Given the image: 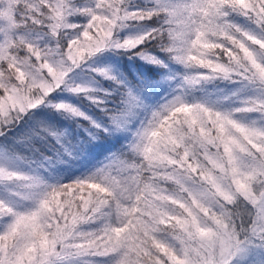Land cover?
Returning <instances> with one entry per match:
<instances>
[{
	"label": "snow or ice",
	"instance_id": "1",
	"mask_svg": "<svg viewBox=\"0 0 264 264\" xmlns=\"http://www.w3.org/2000/svg\"><path fill=\"white\" fill-rule=\"evenodd\" d=\"M233 13L246 17L259 38L232 23ZM77 14L87 17L82 26L70 20ZM153 16L162 17L158 27L118 38L128 22ZM29 26L51 38L75 35L63 47L41 49L19 34ZM146 43L195 70L183 77L184 87L225 80L245 82L260 94L231 112L178 96L147 124L133 128L142 101L131 88L120 89L110 108L105 90L67 79L106 48L161 64L145 50ZM93 71L115 80L107 69ZM61 88L84 95L99 109L98 118L70 103L51 104L74 119L78 134L61 139L39 128L21 132L16 144L30 148L34 138L47 133L53 141L41 155L49 166L124 132L130 134L126 151L109 160L98 179L45 185L31 209L14 210L0 201V264H94L95 257L110 264H249L253 250L264 252V126L235 118L256 113L264 119V0H170L136 11L124 0H94L91 7L76 0H0V137L31 118L32 110L50 104V94ZM0 182L41 186L37 177L3 166ZM110 201L115 222L105 211ZM168 205L180 214L168 213ZM101 220L100 227L84 229Z\"/></svg>",
	"mask_w": 264,
	"mask_h": 264
},
{
	"label": "rangeland",
	"instance_id": "2",
	"mask_svg": "<svg viewBox=\"0 0 264 264\" xmlns=\"http://www.w3.org/2000/svg\"><path fill=\"white\" fill-rule=\"evenodd\" d=\"M143 3H133V4H127L126 6L129 8V10L136 11L137 9L141 10H147V9H153L155 7L163 6L170 2V0H142ZM76 3L79 6L82 7H91L94 5V0H76ZM71 22L82 26L87 22V17L77 14L70 18ZM238 26L241 27L242 30H247L250 32H253L257 34V37L259 38V32L255 29H251L249 27H244L242 24H237L235 21L232 22ZM26 28H22L19 31V34L23 36L26 40L36 44L41 49L44 48H57V46L63 47L66 45L67 39L71 38L75 35L74 32H69L68 34L64 36H60L57 38H51L49 36H46L45 38L41 35H38L35 31H29L25 30ZM144 29H142L140 26L132 23L131 21L127 23V26L124 28H121L117 36L120 39H123L125 37H136L138 35L144 34ZM254 47V46H253ZM255 48V47H254ZM59 50V48L57 49ZM114 49L106 48L102 50L99 53L94 54L92 57H90L86 62H84L80 67L73 69L69 74L67 79L69 82L73 85L78 84L82 87L99 91L101 90L100 84L95 80L94 77H92L91 74L98 75L96 72L93 71V69L97 68H104L107 69L112 76H114L119 82L123 84L125 82L122 78L121 73L117 70V57L114 52ZM150 53V52H149ZM152 55H155L151 53ZM24 55V54H21ZM258 58L259 52H257ZM162 63L161 64H152L145 62L144 60L140 59L139 56L138 60L139 63L143 62L147 65H150L152 67H159L162 66V71H160V75L152 81H146L144 86L132 88L127 86V88H131L135 93H137L140 96V99L142 101L141 107L137 110V116L136 120L134 121L133 128L139 127L141 125V122L143 124H147V122L152 118V114L154 112L160 111L166 104H169L172 102L176 97H180V99L188 104L192 103H200L205 106L211 107L213 109L222 111V112H231L234 108L241 106V101L250 97V96H256L259 95V90L256 89L253 86H249L246 84V86H242L241 88H247L243 95H240V99L237 102H234L236 104L231 105H223V103H219L218 96L219 92H214V87H211L210 82H202L199 85L195 87H184L183 86V77L195 71L194 69H188L185 68V66L173 59L170 58V55L167 53V56L162 55H155ZM31 62V60H30ZM126 65L129 67V69L133 72L134 76L138 77V72L143 73V68L140 64H136L137 70L134 68L133 62L130 59H126ZM100 76V75H99ZM235 84H239V82H235ZM205 86V87H203ZM211 87L209 90L208 87ZM240 87V86H239ZM207 89V91H206ZM210 94L212 97V104H209L206 101V94ZM203 94V98H201V95ZM81 98L86 99L84 95L81 94ZM51 102L50 104H45V107H41L38 109L36 113L31 112V118L26 117L25 120L21 121L19 125L16 126V128L12 129L6 136L0 137V166L7 167L9 170H14L26 175L34 176L39 179L41 182V186L38 188H32V189H26L24 187H13L14 193L12 196V203L14 205L17 204L16 201H21L23 205L25 206V209L22 211L28 210L32 208L35 204L36 199L39 197L40 194L44 191V186H54L59 185V183L66 181V180H75V179H81V178H94L98 179L101 170L108 164L109 160H111L115 156H120L122 153H125L126 146L130 139V134L127 132L116 134L120 136L121 143L117 146H115V149H107L104 145L102 149H105L104 153H99L98 147L96 146L94 142V146L92 145H86L84 151L76 155L71 161L72 164L66 165L62 167V169H59V165H51L49 166L47 163H44L42 161V166H38L40 163H37L36 157L34 155L33 148H29V151H27V154H29L30 158L29 161H31V164H38L36 166H33L31 169H28V166L30 164L26 165V162L22 160V158L18 155V153L13 154V151H19L20 153H23L22 151H26L25 147H22L19 144H16L14 142V138L19 136L21 132H30L34 129V127L43 128L50 132L51 126L53 123H60L63 120V115L66 118H72L71 116L58 112L55 109L51 107V104L55 103H70L75 107L80 108L82 111L86 112L88 115L92 116L86 107L81 106L76 102L75 100H79L81 98L75 97L73 93H70L66 91L65 89H57L53 93L50 94ZM204 99V100H202ZM88 100V99H86ZM89 101V100H88ZM217 103H216V102ZM205 102V103H203ZM55 110V113H50L47 109V106ZM39 113V115L37 114ZM247 116L245 113H242V115L235 114V118L239 120L241 123L245 125H252L247 121ZM93 117V116H92ZM95 118V117H93ZM65 121V120H64ZM63 122V121H62ZM63 125V124H62ZM264 126V125H262ZM69 127V126H68ZM261 127V125L257 126ZM63 128L67 130V127ZM75 134H78V129L76 128V124L74 127ZM69 131V129H68ZM46 134L47 133H43ZM42 134V137H36L33 141L37 143H42L44 140L43 137L45 135ZM96 154H99L97 158H94ZM17 155V156H16ZM128 157L131 158V154H128ZM44 165V166H43ZM53 173H56L53 176ZM118 179L123 182V177H118ZM21 190L23 193L31 191L30 192V198H32L31 201L26 199H20L17 197V191ZM7 196V195H6ZM29 198V199H30ZM121 203H127L128 201L121 198ZM112 203L111 208H106L105 211L109 212V216L107 219L111 222H115L116 215H115V205L114 202ZM103 223V220L100 221V226ZM84 229L88 230L87 226L84 225ZM161 235V234H160ZM162 239H168L165 235H161ZM258 254H264V252H260L258 250H253L249 257V262H251L250 258L255 259L258 257ZM94 264H110L108 258H103L101 260H96ZM257 264V262L255 263ZM264 264V261L263 263Z\"/></svg>",
	"mask_w": 264,
	"mask_h": 264
},
{
	"label": "trees",
	"instance_id": "3",
	"mask_svg": "<svg viewBox=\"0 0 264 264\" xmlns=\"http://www.w3.org/2000/svg\"><path fill=\"white\" fill-rule=\"evenodd\" d=\"M143 3L142 0H124V4H133V3ZM137 10H141V9H137ZM162 17H158V16H153L151 19H146V20H142V21H131L132 23L134 22L135 24H137L138 26H140L142 29H144V33L149 32L152 28L158 27L159 26V22L160 19ZM230 21L231 22H236L237 24H242L244 25V27H249L251 29H255L258 32V29H256V27L254 25H252L246 17L240 16L239 14L233 13L230 16ZM25 30H29V31H35L38 35H41L42 37H46L47 35L44 34V31L41 30L38 27H27ZM145 50L153 53L155 55H162V56H167L166 52L160 51L157 47H155L154 45L149 47L148 43L145 44ZM255 48H258V46H254ZM117 57V70L119 71V73H121L122 78L125 82H123V84L121 82H119L116 78L115 80H107L104 79L103 77L99 76V75H95V74H91L92 77L95 78V80L100 84L101 86V90H105L108 94H110L108 97H106L107 102H108V106L111 108L114 105L112 104V100L113 99H118L119 98V91L120 89H123L127 86L132 87V88H136V87H140V86H144V84L146 83V81H152L155 80L160 74V71H162V66L159 67H152L150 65H147L143 62L139 63L138 57L136 55H134L133 53L126 51V50H115L114 51ZM21 54H24L23 52H21ZM169 57V56H167ZM261 58V57H260ZM126 59H130L133 62L134 68L137 70L136 64H140L141 67L143 68V73L138 72V77L134 76L133 72L129 69V67L126 65ZM211 84V87H214V92H219V94H217L218 96V100L219 103H223V105H231L234 102L239 101L240 99V95H243V93L245 92V90L247 88H241L242 86H246L247 83L245 82H239V84H235V82H230V81H225V80H213V81H208L207 83ZM240 86V87H239ZM252 86L248 84V87ZM205 87V86H203ZM210 86L207 88L208 90L211 88ZM255 87V86H253ZM206 89V91H207ZM95 94V92L93 93ZM206 94V93H205ZM75 97L77 98H81V94H74ZM206 101L209 104H212V97L210 96V94H206ZM201 98H203V94L201 95ZM204 100V99H202ZM76 102H78V104H80L81 106L86 107V109L88 110V112L95 118H98L99 115V109H97L93 104L90 103V101L86 100V99H79V100H75ZM216 102V101H215ZM205 103V102H203ZM217 103V102H216ZM236 104V103H234ZM47 106V105H46ZM41 107H45V105H41L39 106L37 109H35L33 112H37L39 111L38 109H40ZM47 109L50 113H55V110H53L52 108L47 106ZM32 112V113H33ZM247 116V121H249L250 124H254L255 126H259V125H264V119H261L259 117L258 114L256 113H245ZM238 115H242V113H238ZM63 117V122L61 121L59 124L58 123H53V125L51 126L50 132H55L57 133L61 139H64L66 137H68L70 134H75V121L73 118H66L64 115ZM65 120V121H64ZM63 124V125H62ZM64 127H67L69 129L65 130ZM69 126V127H68ZM34 129H38V127H34ZM49 132V131H47ZM45 135L44 140L42 141V143H37L35 141H32V147L34 150V155L36 157L37 163L39 162L40 164L38 165L36 164H31V161H29V154H27V151H29V148H26V151H22L23 153H20L19 151H13V154L18 153L20 155L22 160L26 162L27 164H30V166H28V169H31L33 166H42V155L43 154H47V149L50 148L51 146V142L53 141V137L43 134ZM121 143V138L118 135H109L106 138H101L95 141L96 146L98 147V152L99 153H104L105 149H102V147L105 145L107 149H115V146L119 145ZM86 147V146H85ZM99 154H96L94 158H97ZM17 156V155H16ZM76 155H73L71 158L67 159L64 163L62 164H56L55 166L59 165V169H62L63 165H70L72 164V159L75 157ZM44 166V165H43ZM56 173H53V176ZM71 182V180H66L63 181L59 184H65V183H69ZM56 185V184H55ZM13 187H20L19 185H12V184H6L3 182H0V201L5 202L6 204H8V206L14 208V210H18V211H22L23 209H25V206L23 205V203L21 201H16L17 204L14 205L12 203V196H13V191L14 189L11 190V188ZM30 192H24L21 190H18L16 193L18 194V196H20V199H26L31 201L32 198H24L25 195H28L30 197ZM7 195V196H6ZM31 209V208H30ZM2 223H0V227H2ZM88 230H94L98 227H100V221H96L90 224L86 225ZM161 235H164L163 233ZM92 259L94 262L96 260H101L103 258L101 257H95V258H90ZM251 262H249V264H255L257 262V264H262L264 261V254L259 255L258 257H256L255 259L250 258Z\"/></svg>",
	"mask_w": 264,
	"mask_h": 264
},
{
	"label": "clouds",
	"instance_id": "4",
	"mask_svg": "<svg viewBox=\"0 0 264 264\" xmlns=\"http://www.w3.org/2000/svg\"><path fill=\"white\" fill-rule=\"evenodd\" d=\"M166 211L168 213H171L173 216L180 214V210L179 209L173 208L170 205L166 206ZM202 219H203V217H202ZM161 231L163 233H168L170 230L169 229H161Z\"/></svg>",
	"mask_w": 264,
	"mask_h": 264
}]
</instances>
